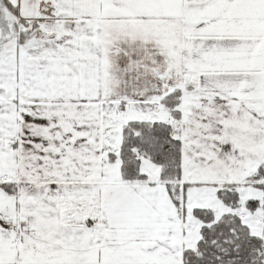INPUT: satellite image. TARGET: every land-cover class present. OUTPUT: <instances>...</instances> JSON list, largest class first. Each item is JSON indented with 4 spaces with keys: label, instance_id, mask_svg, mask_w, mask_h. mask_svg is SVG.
I'll list each match as a JSON object with an SVG mask.
<instances>
[{
    "label": "snow or ice",
    "instance_id": "obj_1",
    "mask_svg": "<svg viewBox=\"0 0 264 264\" xmlns=\"http://www.w3.org/2000/svg\"><path fill=\"white\" fill-rule=\"evenodd\" d=\"M0 264H264V0H0Z\"/></svg>",
    "mask_w": 264,
    "mask_h": 264
}]
</instances>
